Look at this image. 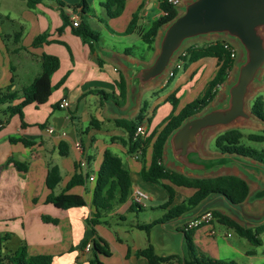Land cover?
I'll return each mask as SVG.
<instances>
[{"label": "crops", "instance_id": "1", "mask_svg": "<svg viewBox=\"0 0 264 264\" xmlns=\"http://www.w3.org/2000/svg\"><path fill=\"white\" fill-rule=\"evenodd\" d=\"M79 1L39 0L33 8H28L25 0H0V88L9 85L11 80V88L14 90H21L30 84L41 71L40 58L43 52L59 57V66L50 77L51 85L56 87L44 103L37 106L30 103L23 108V121L14 114L4 122L7 116L2 113V109L5 105H0V122L3 123L0 128V238L7 237L1 244L13 250L24 242L29 254H49L54 264H87L89 252L84 247L92 238L87 220L93 211L91 196L94 183L86 179L83 185H75L67 190V193L82 195L86 201L84 206L67 209L55 207L46 202L51 192L46 185L49 167L57 165L59 168L61 181L53 189L54 193H58L78 171L76 164L80 161L85 162L84 169L90 175H95L103 151L109 149L121 158L129 170L132 188L140 187L148 193L149 201H159L156 208L161 218L165 210L160 206L166 202L167 192L158 184L143 181L139 175L140 169L149 163L151 142L146 145L144 154L135 159L121 143L110 140L113 136H125V132L116 127L113 121L134 117L145 103L144 117L147 116L148 120L143 121L144 130L140 134L141 141L145 142L152 131L159 129L172 113V105L167 99L170 94L175 93L178 99L174 110L177 113L185 103L203 92L214 74L217 60L204 57L185 67L181 65L172 77H167V71L186 46L197 44L198 40L210 42L219 39L235 46L237 59H234L232 70L218 90L232 78L235 63L241 55L238 45L226 35L213 33L197 37L184 43L162 76L140 83L132 77L134 69L152 62L158 50L160 32L165 25L158 30L152 47L143 42L141 34L153 20L162 15L159 7L162 0H127L122 13L113 18L106 16L101 5L103 0H87L91 11L85 17L91 28L99 33V40L93 50L71 33L69 24L62 32L57 31L62 24L61 12L68 17L69 22L73 15L80 17V9L72 8ZM135 12L136 29L132 33H125ZM44 32L48 34V42L33 47V38ZM208 38L211 39L206 40ZM126 49H129L128 53ZM10 59L14 60L11 65L13 70L9 66ZM120 76L125 81L123 97L119 95L117 86ZM103 93L109 96L106 98ZM64 99L68 102L66 107L61 105ZM211 103L205 108L214 105ZM92 119L98 121V128L89 126ZM10 137L24 138L30 143L25 145L21 141L10 140ZM60 141L67 143L66 156L59 154ZM206 151L211 154L220 153L215 149ZM164 153L165 147L163 160ZM9 159L27 162V169L18 170L13 162H8ZM216 175L221 174L189 176ZM174 189L172 204L180 203L193 192L192 188L175 186ZM131 202L129 196L108 216L122 214L125 221L116 222L110 218L108 224L95 225L97 234L108 243L111 251L109 256H100L104 264H149L146 258L136 255V251L147 243L153 246L158 255L175 253L160 230L175 225V230L179 231L191 217L199 213L197 207L174 220L154 224L144 235L145 230L135 226L142 222L126 216ZM147 207L152 206L145 204L144 209ZM153 220L157 219L143 223ZM211 227L215 229V234L210 233ZM155 230L160 232L156 238L152 235ZM232 234L225 226H213L211 223L197 227L193 232V240L201 251L213 258L219 259L224 255L225 260H233L231 251L243 252L256 258L250 264H264V232L259 236L261 244L255 246L252 253H248L252 248L241 246L240 240L231 238ZM219 238L227 241L221 242Z\"/></svg>", "mask_w": 264, "mask_h": 264}, {"label": "trees", "instance_id": "2", "mask_svg": "<svg viewBox=\"0 0 264 264\" xmlns=\"http://www.w3.org/2000/svg\"><path fill=\"white\" fill-rule=\"evenodd\" d=\"M127 0H103L101 5L106 11V16L109 18L119 16L125 6ZM39 0H25L28 8H33ZM162 15L153 20L147 30L141 34L143 42L152 47L158 30L172 21L179 13L178 8L172 6L162 0L159 4ZM72 8H79L82 14L77 26H72L68 17L61 12L62 24L57 28L60 33L66 25H70L71 33L78 36L82 42L87 43L91 50L94 49V44L99 40L98 31L91 28L86 19V14L91 11V7L87 0H80L78 4ZM137 12L133 13L125 33H132L136 29ZM47 32L36 35L31 45L33 47L40 46L47 40ZM60 42V41H59ZM65 44L64 42H60ZM228 41L214 40L204 42L202 44H191L186 46L178 55V59L182 61L183 67L191 62L204 57H213L217 60L216 68L212 78L207 82L203 92L193 100L185 103L177 113L174 110L177 106L178 99L175 93L170 94L167 99L172 105V113L161 123L159 129L153 130L145 142L141 141V135H135L136 128L142 123L144 118L145 103L139 108L137 114L132 118H117L114 119V125L125 132L124 137H111V141H117L126 147L128 154L134 155L138 151L139 159L145 152V147L151 142L150 160L147 166H143L139 175L145 182L155 183L162 187L168 194L167 200L160 208L165 212L158 220H153L149 223L136 224L135 226L148 231L154 224L164 223L176 219L189 211H194L204 200L210 197H219L222 201L231 204H241L249 193L248 183L235 174H221L208 177L189 176L180 171L174 170L165 165L163 160V152L166 140L169 134L175 130L184 120L201 112L209 105L218 90L226 79L234 65V58L230 57L226 47ZM129 49H126V53ZM41 71L34 79L21 90L11 88L13 81L5 87L0 88V105H5L2 113L7 116L4 122H7L9 117L17 114L19 119L23 121V108L30 104L40 105L44 103L51 91L56 87L50 83L52 73L59 66V57L54 54L43 52L40 58ZM13 70V67H10ZM178 71V68H173V75ZM262 82L264 86V70L262 74ZM119 95L125 94V81L123 76L119 77L117 83ZM104 97L109 95L103 93ZM18 100L17 103L14 101ZM251 113L261 122L264 123V99L262 95H256L250 103ZM43 124H39L42 126ZM98 121L92 119L89 126L98 128ZM242 132L239 128H227L218 132L213 141V148L223 154L238 155L264 165V152L245 146L241 143ZM250 141H263L264 133H249L247 136ZM12 141H21L27 145L30 142L24 138L10 137ZM59 154L66 156L68 154V146L64 141H60L58 145ZM8 162H13L14 166L20 170L27 169V162H21L15 159H9ZM77 172L74 173L67 181L64 189L58 193H54L53 189L61 181V174L57 165L49 167L46 175V185L51 192L46 197V202L53 204L55 207L67 209L71 207L84 206L86 201L82 195L67 193V190L75 185H83L88 179L90 172L80 166V162L76 164ZM93 189L91 196V206L93 208L91 217L87 220V224L92 231L90 239V249L87 264H104L100 260V256H109L111 254L108 243L97 234L95 225L108 224L110 218L116 222L125 221V216L122 214L108 217L117 206L124 203L130 196L132 188V179L129 170L122 163L121 158L105 149L102 154L101 163L95 173L93 179ZM192 188L191 195L185 197L180 203L172 204L175 189L174 187ZM144 209V206L131 202L129 212ZM214 219L221 225L231 229L238 237L247 240L252 246L261 244L260 234L264 232V222L253 227L244 226L238 221L232 219L228 215L222 214L218 210H211ZM55 221V220H52ZM197 227L179 229L182 233V252L181 255L169 254L158 255L155 253L153 246L147 243L144 247L136 251V255L146 258L149 264H237L233 260H220L213 258L201 251L193 240V232ZM7 239L6 236L0 238V264H54L53 258L49 254H29L26 244L21 242L13 250L8 249L1 242ZM251 251H248L250 253Z\"/></svg>", "mask_w": 264, "mask_h": 264}, {"label": "water", "instance_id": "3", "mask_svg": "<svg viewBox=\"0 0 264 264\" xmlns=\"http://www.w3.org/2000/svg\"><path fill=\"white\" fill-rule=\"evenodd\" d=\"M178 8V15L160 32L152 62L135 67L133 79L146 83L162 76L186 41L208 34L233 39L241 55L224 97L184 120L169 134L165 149L170 148L174 164L195 175L226 164L250 165L252 162L242 156L211 154L204 149V142L207 134L238 119L259 121L246 110V104L251 86L264 70V0H187ZM259 169L264 170V165Z\"/></svg>", "mask_w": 264, "mask_h": 264}, {"label": "rangeland", "instance_id": "4", "mask_svg": "<svg viewBox=\"0 0 264 264\" xmlns=\"http://www.w3.org/2000/svg\"><path fill=\"white\" fill-rule=\"evenodd\" d=\"M211 38H208L206 40H210ZM204 40H198L196 43L197 44H202L204 43ZM237 59V57H236ZM1 61V60H0ZM14 64V60L10 59L9 61V66ZM2 72V67L0 65V73ZM262 74L263 71H261L258 76L256 82L251 86L249 94L247 96V104H246V110L249 112L250 111V103L253 100V98L256 95H262L264 99V86L262 82ZM178 74L175 76L174 79ZM227 83H225L223 86L220 87L219 90H217L215 97L213 99V102L211 104H215L222 98L223 91H224V86H226ZM202 92L199 93V95ZM0 117L2 115L0 114ZM227 128H239L242 132V138H241V143L245 146L251 147L253 149L263 151L264 152V140L263 141H250L248 140L247 136L249 133H258L262 134L264 133V123H261L257 120H253L250 118H244V119H238L229 125L226 126H220L213 130L211 133L207 134L205 137V142H204V149L205 150H211L214 151L213 149V141L215 135ZM249 161L252 162V164L248 165L245 164L243 166H239L236 164H226L223 165L222 167L218 168L215 171L212 172H206L202 173L201 175H213V174H223V173H233L237 174L241 177H243L248 185H249V193L245 200L239 204V205H231L228 204L218 197H211L206 200H204L198 207V212H202L205 210H218L222 214L228 215L229 217H233L236 220H238L241 224L244 226H249L253 227L257 224H260L264 222V170L259 169V166L261 163L252 161L249 159ZM164 163L166 166H169L177 171L183 172L188 175H195V173L186 171L182 166H177L174 164L170 152V148L165 149L164 153ZM256 165H253L255 164ZM159 201H149L148 199L145 201V204H148V206L152 207H147L142 210H137L133 213H126L127 218L132 219L134 221H139V222H148L151 219H160V213L159 209L156 208V204H158ZM138 218V219H137ZM213 226H219L221 225L216 219L212 221ZM175 225H170L168 226L165 230H160L163 234H165L164 239H168V243H170L173 252L172 254H177L181 255L182 252V233L180 231L175 230ZM224 226V225H223ZM227 228V227H226ZM228 231H231L232 234V239H237L241 241V246H244L246 249L247 248H252L248 251H251L250 253L254 252L255 246H252L247 240L238 237L231 229L227 228ZM148 231L143 232L144 235L147 234ZM160 232H157L156 230L152 233L154 237L156 238V235L159 234ZM223 237V236H221ZM219 241L221 242H226L227 240L219 238ZM197 246V245H196ZM244 249V248H243ZM232 257L233 261L236 262L237 264H250V262H254L256 258L253 256L246 255L245 253H239V252H233ZM264 256V252L262 253ZM220 260L224 261L225 256L221 255Z\"/></svg>", "mask_w": 264, "mask_h": 264}, {"label": "built area", "instance_id": "5", "mask_svg": "<svg viewBox=\"0 0 264 264\" xmlns=\"http://www.w3.org/2000/svg\"><path fill=\"white\" fill-rule=\"evenodd\" d=\"M183 1H185V0H166V2L168 4H170L172 6H175L177 8L180 6V4ZM79 20H80V17L78 15H73L70 18L71 25L72 26H77L78 23H79ZM226 47H227V49L229 51L230 57L235 59L236 56H237V51H236L235 46L228 42ZM181 65H182V61L180 59H178V56H177L176 61L172 64L171 68L167 71V75L166 76L167 77H172L173 76V68H180ZM61 105L63 107H66V106H68V102L64 99V100H62ZM147 120H148V118H147V116H145L143 118V121H147ZM143 121L136 128L135 135H140V134L143 133V130H144ZM2 126H3V123L0 122V128ZM139 154H140V151L135 153L133 155V157L135 159H137ZM80 166L84 167L85 166V162L84 161H80ZM94 177H95V175L91 174V175H89L88 179L90 181H93ZM130 196H131L132 202L137 203V204L142 205V206L145 205V201L148 199V193L145 190H143L142 188H140V187H133L131 189ZM213 220H214V217H213L212 211L211 210H205V211H202V212H199V213L195 214L182 227L184 229H189V228H193V227H199L201 225H209V224L212 223ZM210 233L211 234H215L216 233V231H215V229L213 227H211ZM227 235L229 236L230 234L228 233ZM84 249H85V251H89L90 242L86 243Z\"/></svg>", "mask_w": 264, "mask_h": 264}]
</instances>
